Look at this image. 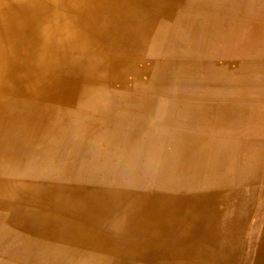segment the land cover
<instances>
[{
    "label": "bare ground",
    "instance_id": "6f19581e",
    "mask_svg": "<svg viewBox=\"0 0 264 264\" xmlns=\"http://www.w3.org/2000/svg\"><path fill=\"white\" fill-rule=\"evenodd\" d=\"M259 1L0 0V264H264Z\"/></svg>",
    "mask_w": 264,
    "mask_h": 264
},
{
    "label": "rangeland",
    "instance_id": "374dc122",
    "mask_svg": "<svg viewBox=\"0 0 264 264\" xmlns=\"http://www.w3.org/2000/svg\"><path fill=\"white\" fill-rule=\"evenodd\" d=\"M260 201H263L264 202V197H261V200ZM255 222V221H253ZM261 231H262V227L260 228L259 225L256 226V225H252L248 228L247 232H246V238L249 240L251 237L250 235L252 236L253 234H261ZM258 240V238H256V241Z\"/></svg>",
    "mask_w": 264,
    "mask_h": 264
},
{
    "label": "crops",
    "instance_id": "0c3cea01",
    "mask_svg": "<svg viewBox=\"0 0 264 264\" xmlns=\"http://www.w3.org/2000/svg\"><path fill=\"white\" fill-rule=\"evenodd\" d=\"M259 2H264V1L260 0ZM258 7H259V6H258Z\"/></svg>",
    "mask_w": 264,
    "mask_h": 264
}]
</instances>
